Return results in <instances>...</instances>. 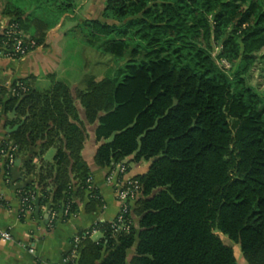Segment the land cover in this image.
Instances as JSON below:
<instances>
[{"label":"trees","instance_id":"16d2710c","mask_svg":"<svg viewBox=\"0 0 264 264\" xmlns=\"http://www.w3.org/2000/svg\"><path fill=\"white\" fill-rule=\"evenodd\" d=\"M76 8V0H0V18L46 46ZM75 34L122 63L113 75L86 76L75 91L56 74L0 85V113L15 110L11 124L24 121L3 146L16 145L35 177L20 197L39 193L34 208L48 206L54 221L78 212L73 197L87 198L89 214L105 206L88 183L86 123L96 126L97 167L130 156L152 163L133 178L140 195L128 207L130 233L116 235L107 222L80 231L68 264H238L222 235L247 264H264V93L247 79L256 53L264 59V0H107L100 20L66 37Z\"/></svg>","mask_w":264,"mask_h":264},{"label":"crops","instance_id":"0c3cea01","mask_svg":"<svg viewBox=\"0 0 264 264\" xmlns=\"http://www.w3.org/2000/svg\"><path fill=\"white\" fill-rule=\"evenodd\" d=\"M106 1L76 0L75 13L65 16L62 24L49 32L46 46H41L20 60L0 57V85L9 86L13 82L31 76L46 78L57 73L63 63L66 32L86 20H100ZM10 22L8 18H0V34ZM69 86L72 91L85 89L81 88L76 81L71 82ZM75 103L80 117L85 121L83 107L79 100ZM12 113L9 115H6L4 111L0 113V142L8 141L9 131L18 125L11 124L16 117ZM86 128L88 137L84 145L83 157L91 171L94 187L102 196L105 206L89 214L85 212L87 198L81 203L73 197L78 203L79 210L65 221L60 217L54 221L56 215L51 214L48 206H42L39 211L34 207L31 210H23L18 191L26 183L35 179L33 175H27L24 171L23 165L27 158L24 154L18 155L16 162L9 170L6 159L0 158V264L60 263L71 252L72 239L78 232L89 230L98 223H112L116 219L120 211V203L115 194V183L107 182L111 169H101L96 166L94 157L99 146L95 138L96 126L86 123ZM52 152L53 149H50L43 159L49 161L46 156ZM133 158L134 156H130L123 161L127 172L118 178L119 182L128 181L148 172L152 160L134 162ZM34 163L38 167L39 159L35 158ZM39 196L37 193L35 204ZM5 233L10 234L11 240L3 239L2 235ZM102 237L103 233L100 230H95L91 234V238L95 241ZM224 242L227 244L226 241ZM30 249L34 251L31 253ZM233 249L237 254V250L234 247ZM236 256L238 264H247L243 257H239L238 254Z\"/></svg>","mask_w":264,"mask_h":264},{"label":"built area","instance_id":"2783aa9c","mask_svg":"<svg viewBox=\"0 0 264 264\" xmlns=\"http://www.w3.org/2000/svg\"><path fill=\"white\" fill-rule=\"evenodd\" d=\"M3 33L6 38L0 44V57L20 60L26 57L32 51H35L36 49L41 47L38 46L36 41L31 39V37L26 34L23 30H21L15 23H10L4 29ZM222 62L226 64L224 60ZM17 87L24 94L28 92V89L22 83H17ZM4 142L5 141L0 142V158L6 159L7 169L9 170L17 160L18 147L12 142H9V147H4ZM126 172V165L121 163L114 166L107 176L108 183H115V194L120 203V211L116 219L112 222L116 235H119L121 233H130L133 223L128 216V207L129 204L134 202L136 198L140 195V185L138 181L134 179H130L125 182L118 181V178L120 176L125 175ZM88 183L90 184L91 189L95 188L92 178L88 179ZM20 190L18 191L19 197ZM28 194H25L23 195V197H20L23 210H31L34 207L33 205H35L36 196L33 195L32 197H29ZM2 236L4 240H11V236L8 233L3 234ZM79 242V238L74 236L72 242V250L69 253V256H66L62 262L56 264H68L69 260L76 259L78 257L79 252ZM29 251L32 253L34 250L30 249Z\"/></svg>","mask_w":264,"mask_h":264},{"label":"rangeland","instance_id":"374dc122","mask_svg":"<svg viewBox=\"0 0 264 264\" xmlns=\"http://www.w3.org/2000/svg\"><path fill=\"white\" fill-rule=\"evenodd\" d=\"M64 48L63 63L60 70L55 74L59 80L66 82L68 85L71 84V82L76 81L81 88H85L86 76H110L113 75L122 64L119 61H114L111 56L103 55L91 49L85 44L83 37L77 34L69 35L66 38ZM217 53L218 52L216 51L215 55ZM262 53L263 52L256 53L255 62L247 74L249 84L260 93H264V59L261 57ZM113 63L115 65L114 68L112 67ZM219 64L225 70H231V65L228 62L224 64L222 61H219ZM46 86L49 87L50 83ZM48 87L40 85L38 88L44 89ZM54 154L55 150L53 149V152L49 153L46 158L51 161V156L53 158ZM221 237L227 242V244H230L237 250L239 257H243L237 245L230 241L226 236L222 235Z\"/></svg>","mask_w":264,"mask_h":264},{"label":"water","instance_id":"95a60500","mask_svg":"<svg viewBox=\"0 0 264 264\" xmlns=\"http://www.w3.org/2000/svg\"><path fill=\"white\" fill-rule=\"evenodd\" d=\"M64 19V18H63ZM63 19H62V21L60 22V24L57 26V27H59L61 24H62V22H63ZM57 27H55L54 29H52V30H55ZM51 30V31H52ZM50 31V32H51ZM49 34V33H48ZM13 115H16V111L14 110L13 111V113H12ZM24 124V121H22L20 124H18V125H16L15 127H13L10 131H9V133L10 134H12V133H14V132H16L22 125Z\"/></svg>","mask_w":264,"mask_h":264}]
</instances>
